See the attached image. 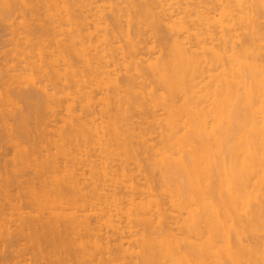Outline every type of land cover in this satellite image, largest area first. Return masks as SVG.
<instances>
[{
	"label": "bare ground",
	"instance_id": "obj_1",
	"mask_svg": "<svg viewBox=\"0 0 264 264\" xmlns=\"http://www.w3.org/2000/svg\"><path fill=\"white\" fill-rule=\"evenodd\" d=\"M2 22L0 264H264V0Z\"/></svg>",
	"mask_w": 264,
	"mask_h": 264
},
{
	"label": "rangeland",
	"instance_id": "obj_2",
	"mask_svg": "<svg viewBox=\"0 0 264 264\" xmlns=\"http://www.w3.org/2000/svg\"><path fill=\"white\" fill-rule=\"evenodd\" d=\"M1 24V23H0ZM4 24V22H2V24L0 25V44L2 45V48H0V51H1V53H0V59H5L6 57H5V51H7V48L10 46V44L8 45V43H9V36H8V33L7 32H10V29L8 28V27H6L5 26V24ZM2 25H3V27H2ZM8 28V29H7ZM8 30V31H7ZM7 34V35H6ZM11 37V36H10ZM5 43H7L6 45H5ZM0 45V46H1ZM5 45V46H4ZM11 47V46H10ZM9 47V48H10ZM8 48V49H9ZM4 50V51H3ZM7 53V52H6ZM2 55H4V56H2ZM5 57V58H4ZM1 62H3V60H1ZM0 62V63H1ZM5 62V61H4ZM0 68H2V67H0ZM0 77H1V75H0ZM0 80H2V78L0 79ZM2 82V81H1ZM22 104H23V102H21V107H22ZM25 107V106H24ZM24 107H22V108H24ZM0 150H1V152H4V150H5V152L4 153H6V154H8L10 151H11V148H9V146H4V149H3V147L2 148H0ZM7 151V152H6ZM0 152V154H2V155H4L3 153H1ZM12 152V151H11ZM10 152V153H11ZM2 155H0L1 157H2ZM9 156V155H8ZM5 157V156H4ZM7 158V157H6ZM2 159V158H1Z\"/></svg>",
	"mask_w": 264,
	"mask_h": 264
}]
</instances>
